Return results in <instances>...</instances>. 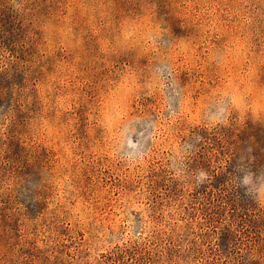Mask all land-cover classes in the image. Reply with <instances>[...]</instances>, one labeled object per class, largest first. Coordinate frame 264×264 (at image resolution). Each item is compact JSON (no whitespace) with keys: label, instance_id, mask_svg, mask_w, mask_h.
<instances>
[{"label":"rangeland","instance_id":"obj_1","mask_svg":"<svg viewBox=\"0 0 264 264\" xmlns=\"http://www.w3.org/2000/svg\"><path fill=\"white\" fill-rule=\"evenodd\" d=\"M0 264H264V0H0Z\"/></svg>","mask_w":264,"mask_h":264}]
</instances>
